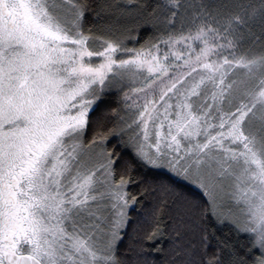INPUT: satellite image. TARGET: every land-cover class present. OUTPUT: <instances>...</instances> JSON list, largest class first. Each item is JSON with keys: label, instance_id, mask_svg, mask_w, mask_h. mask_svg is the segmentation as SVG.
I'll list each match as a JSON object with an SVG mask.
<instances>
[{"label": "snow or ice", "instance_id": "snow-or-ice-1", "mask_svg": "<svg viewBox=\"0 0 264 264\" xmlns=\"http://www.w3.org/2000/svg\"><path fill=\"white\" fill-rule=\"evenodd\" d=\"M0 264H264V0H0Z\"/></svg>", "mask_w": 264, "mask_h": 264}, {"label": "trees", "instance_id": "trees-1", "mask_svg": "<svg viewBox=\"0 0 264 264\" xmlns=\"http://www.w3.org/2000/svg\"><path fill=\"white\" fill-rule=\"evenodd\" d=\"M148 3L155 5V3H157V0H148ZM155 35L154 32L152 31H143L140 33L141 39H140V43L142 44L144 42V40H147L150 36ZM130 47H139V44H130ZM118 98L117 97H111L110 98V106L111 107H115L116 103H117ZM107 111V107H102L99 112L97 113L98 116H103L104 113ZM91 134V133H90ZM113 143H115V141H113ZM111 147V145H109ZM152 176V173L145 171L144 169H138V175H137V179H144L145 181L150 180ZM142 189V185H138V184H132L129 187V191L132 194H137L138 191H140ZM185 191L188 192L194 199H202V196L199 192L198 189H196L194 186L192 185H186L185 186ZM152 200L151 197H149L147 200H145V203H149ZM137 208H139V205H137ZM133 219L135 220L136 218V213L133 212L132 213ZM136 226V225H134ZM227 233V229H221V231L217 232V235H223ZM215 244L216 241L215 239H211V246L209 248V252H212L215 250ZM163 247H167V244L165 243L163 245ZM153 256L155 259L159 260V261H163L165 259V254L162 252H154Z\"/></svg>", "mask_w": 264, "mask_h": 264}]
</instances>
